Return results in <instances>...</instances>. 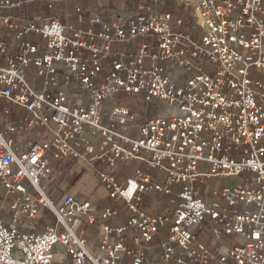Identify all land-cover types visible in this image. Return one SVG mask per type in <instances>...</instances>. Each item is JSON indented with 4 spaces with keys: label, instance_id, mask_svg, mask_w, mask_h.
I'll list each match as a JSON object with an SVG mask.
<instances>
[{
    "label": "built area",
    "instance_id": "built-area-1",
    "mask_svg": "<svg viewBox=\"0 0 264 264\" xmlns=\"http://www.w3.org/2000/svg\"><path fill=\"white\" fill-rule=\"evenodd\" d=\"M36 1L0 0V264H60L58 245L69 264H264V0L77 3L67 22ZM79 162L109 205L53 197Z\"/></svg>",
    "mask_w": 264,
    "mask_h": 264
},
{
    "label": "crops",
    "instance_id": "crops-1",
    "mask_svg": "<svg viewBox=\"0 0 264 264\" xmlns=\"http://www.w3.org/2000/svg\"><path fill=\"white\" fill-rule=\"evenodd\" d=\"M81 4L82 6L86 8H97V7H104L106 8V15L108 18H110L113 14L114 6L110 3L109 0H68V1H61L55 4L53 8H48L45 1H36V2H26L25 4V10L27 12L28 16H33L36 14H42V15H47V16H57L59 17L63 22H67L71 19H73V14H74V5L75 4ZM129 4H132V1H130ZM32 5V6H31ZM33 7L34 14H30V10ZM58 13L56 14H51L52 12ZM2 13L9 14V13H18L19 9L18 8H5L1 10ZM110 103V105L113 103V100L110 99L105 102V105ZM15 108V115L18 116V109ZM18 110V111H17ZM25 109H21V112H24ZM87 138L96 141L98 139L97 135H86ZM34 138H38V136H34ZM103 147V145H102ZM51 164L54 169H57L61 166V162L51 158ZM105 162L100 163V166L103 168L105 166ZM135 165L141 166L145 171L150 172L153 174L151 171V168L149 165H147L144 162L140 161H128L122 164V167L120 168L121 174H131L133 172V168ZM70 171L63 175L60 176L57 180V184L54 187L52 191V195L55 199L60 198L64 193L69 192L74 194L77 198L79 199H85L89 198L92 200L94 205L97 206H106L109 205L110 201L109 198L107 197V190L100 184L97 176L95 177V185L93 186V190L91 191L90 194H87L83 191L84 185L87 184V180L83 179V175L85 171L91 167L87 164H84L82 162L79 163H72L70 166ZM95 173V172H94ZM96 175V174H95ZM154 175V174H153ZM54 222V219L52 215L50 214L47 215L45 213V216L43 218V224L44 225H50ZM101 224L102 222L99 219L95 220H89L87 217L83 218L82 222V229L84 231V234L88 240L89 247L92 250L97 251V238L99 233L101 232ZM57 250V259L60 264H69V259L66 256L63 248L58 245L56 247Z\"/></svg>",
    "mask_w": 264,
    "mask_h": 264
},
{
    "label": "rangeland",
    "instance_id": "rangeland-1",
    "mask_svg": "<svg viewBox=\"0 0 264 264\" xmlns=\"http://www.w3.org/2000/svg\"><path fill=\"white\" fill-rule=\"evenodd\" d=\"M168 2H169V4L171 6L174 7V10H175L176 13H179L182 10L183 6H184L183 3L176 4L175 2H173L171 0H169ZM30 8H31L30 14H34L35 11H34L33 7H30ZM51 14H53V15L56 14L57 15L58 13H56L54 11ZM32 74H33L32 72L29 73V80L31 82H32ZM35 82L40 83L41 82V77H39L38 79H36ZM119 100H120V102L126 103L129 106L135 108L138 113L144 112V110L146 108L145 107L146 106V101L139 94L127 95L125 93H121L119 95ZM109 106H110V103H108L107 105H105L106 108H109ZM151 109L154 110L155 108L152 107ZM116 127L117 128H121V126L119 124ZM151 171L153 172L154 175L158 176L160 180H162V181L164 180V178H165V172L163 170H161L159 168H151ZM95 177H96V175L94 173V169L92 167H89L85 171V173L83 175V179H86L87 180V184L84 185V187H83V191L85 193L90 194L91 191L93 190V186L95 185V179H96ZM222 204H223V207L226 206L225 202H222ZM46 213H47V215L50 216V212L48 210L46 211ZM225 242L231 243V241L228 240V239H225Z\"/></svg>",
    "mask_w": 264,
    "mask_h": 264
},
{
    "label": "trees",
    "instance_id": "trees-1",
    "mask_svg": "<svg viewBox=\"0 0 264 264\" xmlns=\"http://www.w3.org/2000/svg\"><path fill=\"white\" fill-rule=\"evenodd\" d=\"M192 14H193V7H191L190 11L188 12L187 25L190 24V21L192 19Z\"/></svg>",
    "mask_w": 264,
    "mask_h": 264
},
{
    "label": "bare ground",
    "instance_id": "bare-ground-1",
    "mask_svg": "<svg viewBox=\"0 0 264 264\" xmlns=\"http://www.w3.org/2000/svg\"><path fill=\"white\" fill-rule=\"evenodd\" d=\"M166 110V109H165Z\"/></svg>",
    "mask_w": 264,
    "mask_h": 264
}]
</instances>
